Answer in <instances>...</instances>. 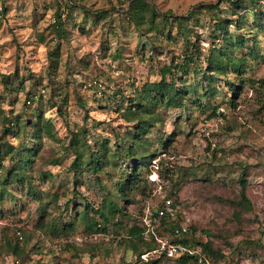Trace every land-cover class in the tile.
I'll list each match as a JSON object with an SVG mask.
<instances>
[{
    "label": "rangeland",
    "instance_id": "374dc122",
    "mask_svg": "<svg viewBox=\"0 0 264 264\" xmlns=\"http://www.w3.org/2000/svg\"><path fill=\"white\" fill-rule=\"evenodd\" d=\"M147 1L159 12L191 13L185 23L188 37L199 42L204 54L213 45V14L235 17L226 0ZM129 3L0 0V144L12 148L38 144L33 125L23 128L3 122V116L11 119L18 114L25 120L24 111L41 112L52 126V133H41L39 152L31 169L25 170L32 182L7 185L0 202V264H181L148 253L142 242L139 250L133 251L132 239H124L133 224L146 225V215L161 206L173 213L172 223L194 227L200 240L212 242L215 255L207 264H264V86L258 83L252 85L245 79L236 104L231 106L221 104V100L231 99L225 80L239 84V79L231 72L216 75L221 85L217 81L211 85L221 93L200 98L201 107L188 115L183 108L157 107L161 120L151 127L145 142L148 150L154 151L148 165L150 174L127 199L115 185L123 177L121 159L96 174L83 171L78 183L74 182L69 168L74 155L66 147L71 131L87 130L80 140L85 154L88 146L94 149L103 140L110 151L115 141L126 151L125 138L134 134L137 123L123 117L132 107L129 97L134 98L135 89L139 91L145 82L159 80V68L188 50L175 22L162 27L160 17L154 30L142 35L126 16ZM206 4L217 8H203ZM255 6L264 12V1ZM63 10L67 11L63 15L66 36L59 38L53 33V21ZM262 20L264 24V15ZM254 23L249 13L248 24ZM256 36L264 54V29ZM148 38L151 43L145 44ZM51 51L57 55L52 61ZM245 76L264 79V56L249 61ZM198 80L192 74L184 78L187 85H197ZM28 93L41 94L43 102H29ZM191 99L190 95L188 102ZM213 106H217L215 114ZM7 126H12L10 132ZM159 139L167 140L166 147ZM10 165L5 159L1 174ZM74 191L94 206L109 192L123 207L117 214L119 225L108 223L105 232H90L83 221L76 220L74 231L61 230V222L78 206L70 203L66 211L65 204ZM242 192L251 205L249 210L240 205ZM40 222L45 230L38 227ZM155 228L160 235L172 237L159 222Z\"/></svg>",
    "mask_w": 264,
    "mask_h": 264
},
{
    "label": "trees",
    "instance_id": "16d2710c",
    "mask_svg": "<svg viewBox=\"0 0 264 264\" xmlns=\"http://www.w3.org/2000/svg\"><path fill=\"white\" fill-rule=\"evenodd\" d=\"M128 1L130 3L125 11L126 16L136 28L143 32L142 35H147V32L154 30L158 17L162 20V27L169 22H175L174 27L183 39L186 40L189 51L182 52L180 59H172L171 63H166L160 67L159 80L145 82L139 91L135 89L136 96L134 98L129 97L130 102H132L130 103L132 107L127 108L123 117L127 121L136 120L137 123L135 124L134 134L128 136L129 138H125L127 141L126 151H123L122 146L116 144V141L114 142L115 148L110 151L108 144L103 140L101 145L95 144L94 149L88 146L87 154H85L80 145V140L83 137L85 138L87 130L82 128L71 131V136L66 147L71 149L74 155L69 165V168L73 171L74 182L78 183L79 176L83 171L96 174L103 170L107 164L116 165L115 161L121 159L124 164L119 171L123 177L119 178L115 185L117 191L124 199H127L130 192L137 189L142 179H145L150 174L148 165L151 163L154 151H149L148 144L145 142L148 140L147 133L151 127L155 125L156 121L161 120V117L156 114L157 107L183 108L186 114L188 111L191 113L195 108L201 107V103H199L200 98L216 97L221 93L216 85H211V82L217 81L215 83L221 85L219 83L220 79L216 75L224 76L229 72L234 73L240 83L236 84L225 80L226 85H228V91L231 93V99L225 103L221 100V104H229L231 106L236 104V97L239 95L245 79H248L252 85L258 83V85L264 86V79L255 80L250 76H245L249 61L257 60L259 57L264 56V54L260 53L256 36L259 30L264 29L262 20L264 12L262 13L261 9L257 11L255 6L259 0H226L230 4V9L235 17L222 18L219 15L216 16V14H213L216 17L212 33L213 45L206 54L202 52L199 42L191 41L188 37V27L185 23L191 18V13H188L186 16L174 15L171 12H159L147 0ZM203 8L211 10L217 8V6L214 7L213 4H206ZM241 10L244 11L241 12ZM66 12V10L57 12L53 21V33L59 38L66 36L63 27V15ZM249 13L252 14L254 24H248ZM230 27H233L234 31H231ZM244 28L248 30L245 32ZM159 33H162L161 28ZM169 33L171 32L168 31L167 34ZM150 43L151 41L148 38L145 44ZM153 44L156 45L157 43L153 42ZM216 44L219 45L216 46ZM244 49H247V51L244 52ZM56 50L58 49L56 48ZM55 53L52 51L49 53L52 57L51 61L53 57L57 58ZM190 74L195 75L199 79L197 85H187L184 82V78ZM207 87H209V90H207ZM8 88L13 89L11 86ZM189 94L194 98L191 99V102H188ZM28 95L29 102L33 99H36L37 102H43L41 94L37 96L33 93H28ZM221 96L223 99V95ZM54 106L55 104H52V107ZM216 111L217 106H213L212 113L215 114ZM24 114L27 116L25 120L20 119V116L15 114L11 119L3 116L2 121L12 124L18 123L23 128L33 125L34 139L38 141V144H34L33 146L35 147L32 148H25L23 147L24 144L22 147L17 146L16 148H12L11 144H0V168L5 159L11 161V165L6 169L4 175L0 171V202L7 192V185L9 186V184L23 180H27L29 183L32 182L30 175L25 170L30 168L35 160V156L39 152L42 140L41 133H52V126L49 120H43L41 112L38 115H33L29 111H24ZM11 129L12 126H7L6 128L7 132H10ZM159 143L163 147H166L167 140L159 139ZM20 154H23L24 158L20 157ZM96 179L99 180L98 175ZM108 193L103 196L102 201L97 206H94V203L86 196H82L80 192L74 191V196L67 200L65 204L66 211L69 209L70 203L78 206L81 205V209L78 210V206L73 207L71 209L73 215L70 214V217L64 218L63 223L61 222L59 226L60 229L65 232L74 231V223L76 220L83 221L85 230L90 232H99L101 230L105 232L108 223L113 224V226L119 225L117 214L122 213L123 207L111 199ZM77 195L81 198H78ZM240 205L245 209H251V205L243 192L241 193ZM159 210H163L164 214L159 216ZM149 218V226L133 224L128 229V236L124 239H132L131 246L133 251L139 250L138 244L141 242L145 244L147 252H151L157 248V242L154 239L152 231L160 235L155 228L159 222L163 226V229L172 235V237H168L171 242L180 244L184 248L195 247L197 250L195 253L184 250L168 258H174L181 264H186L188 261H200V264H207L208 260H211L212 256L215 255L212 242L207 239L205 241L200 240L196 236V229L194 227L186 226L185 232L181 231L180 234H176L175 229L181 230L183 226L172 223L169 220L172 218L171 214L164 206L151 212ZM51 225L55 229L57 225L55 218H53ZM38 227L44 230L46 229L43 222ZM146 230H148L147 233ZM152 254L166 256L164 252Z\"/></svg>",
    "mask_w": 264,
    "mask_h": 264
},
{
    "label": "built area",
    "instance_id": "2783aa9c",
    "mask_svg": "<svg viewBox=\"0 0 264 264\" xmlns=\"http://www.w3.org/2000/svg\"><path fill=\"white\" fill-rule=\"evenodd\" d=\"M163 212H164L163 210H159L158 211L159 216L163 215L164 214ZM150 214H151V212H149V214H147L146 218L144 219L146 221L147 226L150 225V218H149ZM170 214L173 215L172 212H170ZM181 231L185 232L186 226H183L181 230L175 229L176 234H180ZM147 232H148V230H146V233ZM152 233L154 235V239L157 242V248L152 250L151 252H148L150 254L164 252L167 257H171V256L177 255L178 253H180L184 250H187L190 253H195L197 251L195 247L184 248L180 244H176V243L171 242L168 237L158 235L154 231H152ZM145 255H148V254H145Z\"/></svg>",
    "mask_w": 264,
    "mask_h": 264
}]
</instances>
